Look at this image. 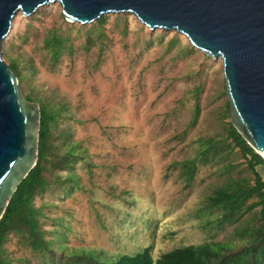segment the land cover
Returning a JSON list of instances; mask_svg holds the SVG:
<instances>
[{
  "label": "rangeland",
  "instance_id": "374dc122",
  "mask_svg": "<svg viewBox=\"0 0 264 264\" xmlns=\"http://www.w3.org/2000/svg\"><path fill=\"white\" fill-rule=\"evenodd\" d=\"M104 15L90 28L48 3L29 16L16 13L1 42L0 58L17 63L20 94L57 110L52 146L60 154L77 146L62 168L47 164L49 182L32 198L52 252H33L9 233L4 264H71L84 253L108 262L145 247L156 258L182 245L228 242L253 223L258 207L222 227L204 208L215 188L252 181L229 140L205 163L195 153L198 138L223 137L229 121L220 60L130 14ZM52 30L63 45L53 64L44 43ZM194 156L187 181L183 162ZM255 168L264 178V166Z\"/></svg>",
  "mask_w": 264,
  "mask_h": 264
},
{
  "label": "water",
  "instance_id": "95a60500",
  "mask_svg": "<svg viewBox=\"0 0 264 264\" xmlns=\"http://www.w3.org/2000/svg\"><path fill=\"white\" fill-rule=\"evenodd\" d=\"M52 2L79 24L106 13L130 14L149 30L176 32L218 58L229 122L264 157V0H0V45L16 13L29 16ZM38 129V104L21 96L15 74L0 58V217L35 164Z\"/></svg>",
  "mask_w": 264,
  "mask_h": 264
},
{
  "label": "trees",
  "instance_id": "16d2710c",
  "mask_svg": "<svg viewBox=\"0 0 264 264\" xmlns=\"http://www.w3.org/2000/svg\"><path fill=\"white\" fill-rule=\"evenodd\" d=\"M104 17V14L99 16L90 28L102 22ZM172 41L176 42V39ZM44 43L51 52L50 61L53 64L63 46L61 36L52 30L44 38ZM187 49L195 50L191 45ZM7 66L17 79L20 78L17 63L8 60ZM21 94L23 98L36 102L39 107L37 153L35 164L16 187L0 217V264H4L1 252L9 233L21 236L26 246L33 252H52L49 241L43 238V230L40 229L37 219V210L32 206V198L44 191L49 182L46 171L48 166H52L47 164H54L58 169L62 168L61 165L67 164L74 158L73 151L77 148L76 145L67 146L64 152L58 153L57 148L51 144L50 135V128L55 122L57 110H53L40 97L24 92ZM226 109L229 111L227 99ZM56 137L62 138L61 145L66 144V133ZM221 140H229L226 147L237 148L252 175V181L232 179L224 186L215 188L206 198L204 208L216 211V225L222 227L226 223L236 221L243 213L258 207L253 212L252 224L235 230L228 242L205 241L199 244L182 245L162 252L156 258H152L149 248L145 247L135 254H122L108 262L98 261L91 253H84L71 264H264V178L255 168L260 164L264 166V157L256 154L228 121L223 137L215 135L197 139L195 153L202 163L212 159L213 153L223 143ZM194 161L195 156L183 162V166L186 167L183 174L187 181L192 176ZM249 199L254 200L248 203Z\"/></svg>",
  "mask_w": 264,
  "mask_h": 264
}]
</instances>
